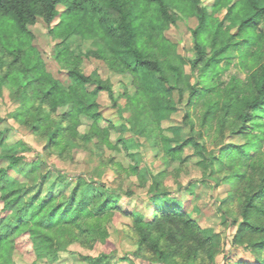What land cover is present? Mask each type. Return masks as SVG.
<instances>
[{
	"label": "trees",
	"instance_id": "trees-1",
	"mask_svg": "<svg viewBox=\"0 0 264 264\" xmlns=\"http://www.w3.org/2000/svg\"><path fill=\"white\" fill-rule=\"evenodd\" d=\"M220 7L227 10L223 18L214 15ZM183 17L196 18L189 27L191 56L180 53L167 35ZM263 20L264 0H216L212 13L200 0H0V97L8 89L22 101L14 116L47 140L46 154L73 163L74 148L92 146L94 155L85 171L56 165L59 174L52 187L59 183L69 190L46 194L50 175L41 170L47 158L28 163L24 156L4 155L10 163L0 167V264H16L23 235L37 259L50 262L75 243L92 250L107 241L116 211L132 220L126 230L136 245L132 257L140 264H218L222 252L223 264H264ZM40 24L58 41L53 58L63 77L49 70L35 44L32 27ZM78 37L90 39L95 48L74 50L71 41ZM237 51L240 69L224 79ZM84 57L102 65L87 70ZM104 93L114 109L125 99L126 123L106 115L100 101ZM178 113V123L163 126ZM133 128L145 134L166 166L185 163L189 149L199 157L202 178H191L188 187L205 181L215 189L230 185L219 209L226 228L234 229L231 239L203 228L193 212L173 205L177 200L165 184L167 168L151 185L140 178L133 140L125 135ZM238 136L246 138L244 143L227 139ZM108 149L127 155L128 165ZM9 168L24 173L27 181L13 179ZM180 169L175 166L170 174ZM131 177H136L138 191L146 190L142 202L148 201L149 216L133 208L136 185L125 186ZM116 181L124 189L115 187ZM232 256L237 258L227 261ZM78 260L116 261L105 252L79 253Z\"/></svg>",
	"mask_w": 264,
	"mask_h": 264
},
{
	"label": "rangeland",
	"instance_id": "rangeland-1",
	"mask_svg": "<svg viewBox=\"0 0 264 264\" xmlns=\"http://www.w3.org/2000/svg\"><path fill=\"white\" fill-rule=\"evenodd\" d=\"M200 1L201 4L207 6L210 13L213 12V4L216 0ZM226 11L227 10L225 7H220L216 10V12H214V15L219 18H223L226 14ZM182 19L183 20L178 23L177 27H173L171 30L167 31V35L178 44L180 53H182L184 56H191L193 54V41L189 27L196 23V18L192 17L185 19L183 17ZM262 22L264 23V20L260 22V27H264ZM32 29L35 33V44L42 50L47 60L49 70L53 72L55 76L63 77V74L57 69V62H55L53 58V47L58 41L52 40V38L47 34L44 26L41 24L32 27ZM237 30V26L233 27L232 29V31L235 32H237ZM71 45L72 48L78 52H85L93 47L90 39H82L80 37L72 38ZM234 62L235 63L232 65L231 69L224 73V79H228L229 76L237 73V69H240V58L238 51ZM83 65L87 70H90L93 65H102V62L91 57H84ZM187 69L189 71V67ZM240 71L241 72L239 75L244 77L245 71L242 68ZM129 78L126 79V81L128 86L132 88ZM191 80H194V76H191ZM114 81H117L116 77L114 78ZM100 101L106 109V115H108L110 118H113L115 121L125 122L123 117L127 116V112L125 111L124 98L120 99V105L115 109L111 108L110 99L105 93L100 96ZM184 101H186V98ZM21 105V100L16 99L8 89L4 90L3 96L0 97V167L8 168L10 160L4 156L6 154L24 156L26 158V162L28 163L37 160L38 157L42 155L44 159H48V165H43L41 171L50 175V178L45 180L43 194H46L48 191L52 192L53 190L54 192H58L60 190L68 191L69 187H64L59 183H55L56 186L54 188L52 187L53 182L56 180V177L59 174L54 167L57 165L59 168L65 166V169L72 167L73 170H88V168L91 166L90 163H92L94 160L92 146H90L89 149L74 148L75 161L73 163H63L58 158L56 153L51 155L46 154L44 147L47 140L34 134L29 127L21 124L15 118L14 115L19 110ZM181 108L183 109V106ZM62 109L66 108L64 107ZM198 112H200V107L198 108ZM180 120L181 113L175 114L171 121L165 120L163 122V126L168 127L171 124L175 125ZM83 122L84 124H87L89 120L84 118ZM139 127L141 126L139 125ZM84 128L85 126L83 125V129ZM137 128H133V130L128 129L125 132V135L132 138L133 140L132 146L135 150L136 158L140 163L142 173L140 178L145 181L147 185H151L153 177H155L158 172L164 168H167L165 184L169 188L171 196L177 200L173 205L177 207L182 205L184 209H188V211L193 212L199 225H201L203 228L220 233L223 239L226 237L231 239L234 229L226 228L223 215L219 209V200L227 196L230 185L224 183L215 189L212 182L205 181L194 182L188 187L191 178H202L201 168L197 165V160L199 157L195 156L194 154H190L192 151L187 149V153H189V155L186 157L185 163L181 164L176 162L170 166H166L162 157H159V155H156L155 152L152 151V147L147 141L145 134L140 135ZM185 128V126L182 127V130L186 131L187 129ZM112 137L116 138V133H113ZM227 139L231 140L232 143L234 142L233 144L244 143L246 140V138L242 136L233 138L228 137ZM209 147H214V143H210ZM107 153L114 154L118 160L125 164V166H127L130 162V158L124 153L109 149L107 150ZM175 166H178V168L181 167V169L179 170L178 174L175 172L176 175H171L170 173L174 171ZM9 171L13 179H23L27 181L25 174L21 173L18 169L9 168ZM38 173H40V171H38ZM108 177L109 180H114L115 175L113 172L109 171ZM179 182L182 183V187H180L181 189L177 185ZM114 185L115 187L120 186V188L124 189V187H122L118 181H116ZM134 185H136L135 188L137 193L132 197V200H134L133 208L135 207L149 216L151 210L148 207V201H146L147 203L142 202L143 199L146 200L147 198V195H145L146 190L141 188L138 191L137 187L139 186L137 184L136 177H131V179L128 178L125 182V186ZM122 205L127 206V201H123ZM165 205L167 206V204ZM168 206H171V203H169ZM2 207L3 203L0 200V209ZM131 223L132 220L128 216L124 215L121 211H116L112 221L108 224L110 235L105 243L96 244L92 250L85 249L76 243L72 244L68 251L61 252L60 258L58 260L51 262L46 259H37L31 242L27 236L23 235L18 238L15 252L16 264H80V261L78 260L79 253L98 255L100 252H105L108 254L111 253L116 260L115 264H140L138 260L132 257L133 252L136 250V245L126 230V227ZM227 247L229 248L230 246L228 245ZM236 258L237 256H232L227 261L231 262ZM217 260L218 264H223V252L218 255Z\"/></svg>",
	"mask_w": 264,
	"mask_h": 264
}]
</instances>
